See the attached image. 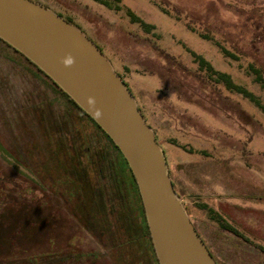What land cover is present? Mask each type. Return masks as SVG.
I'll list each match as a JSON object with an SVG mask.
<instances>
[{"label": "rangeland", "instance_id": "rangeland-1", "mask_svg": "<svg viewBox=\"0 0 264 264\" xmlns=\"http://www.w3.org/2000/svg\"><path fill=\"white\" fill-rule=\"evenodd\" d=\"M30 1L109 60L215 262L264 264V111L234 87L264 105V0ZM28 61L0 41V264H158L121 153Z\"/></svg>", "mask_w": 264, "mask_h": 264}, {"label": "water", "instance_id": "water-1", "mask_svg": "<svg viewBox=\"0 0 264 264\" xmlns=\"http://www.w3.org/2000/svg\"><path fill=\"white\" fill-rule=\"evenodd\" d=\"M0 39L111 139L136 183L158 264H217L175 192L163 151L109 60L77 27L30 0H0Z\"/></svg>", "mask_w": 264, "mask_h": 264}, {"label": "trees", "instance_id": "trees-1", "mask_svg": "<svg viewBox=\"0 0 264 264\" xmlns=\"http://www.w3.org/2000/svg\"><path fill=\"white\" fill-rule=\"evenodd\" d=\"M95 1H99L101 3H104L107 5V2L104 1V0H95ZM0 41H2L0 39ZM3 43H5L4 41H2ZM7 46H9L7 43H5ZM11 48V46H9ZM15 52H17L18 54L21 55V57H23L25 60L28 61L27 58H25L21 53H19L18 51H16L15 49H13ZM30 64H32L30 61H28ZM33 65V64H32ZM38 71L41 72V70H39L37 67H35ZM251 71L253 72V78H254V81L259 85V87L264 91V78L260 75L259 73V70L258 69H251ZM258 72V73H257ZM46 76V75H45ZM222 76H226V80L227 81H231L230 77L228 75H222ZM51 84H53L66 98L67 100H69L74 106L77 107V105L60 89L58 88V86L53 82V81H49ZM229 86L230 88L232 87V84L229 82ZM235 88H237L238 90H241L243 91L244 95L248 98H250V100H252L253 102H255V104L262 110L264 111V105L261 104L259 98L257 99V97H255L251 92L245 90L244 88H241V87H238V86H235ZM79 109V107H77ZM81 110V109H80ZM84 113V112H83ZM98 128H100L86 113H84ZM105 136H107L105 134ZM108 137V136H107ZM109 138V137H108ZM156 138V137H155ZM109 140L111 141V139L109 138ZM157 140V138H156ZM112 142V141H111ZM113 143V142H112ZM115 148H117L115 145H114ZM123 158V156H122ZM124 162L126 163L125 159L123 158ZM127 164V163H126ZM130 170V169H129ZM131 172V171H130ZM132 174V173H131ZM133 177V175H132ZM134 179V178H133ZM135 181V180H134ZM136 184V183H135ZM173 185V183H172ZM174 186V185H173ZM4 207V204L3 203H0V212L2 211V208ZM142 211H143V208H142ZM209 212H212V210L210 209ZM215 214V213H213ZM217 217L216 220H218V222L220 223V227H222L223 229L225 230H228L234 234H238V231L233 227L231 226L229 223H227L222 217H220L218 214L215 215ZM149 233V232H148ZM32 260H36L35 261V264H46V259L45 258H41L38 257L37 259H32V258H26V261L24 262H20V263H13V264H28V262H31ZM61 260L62 262V259L60 258L59 261ZM5 264V263H4Z\"/></svg>", "mask_w": 264, "mask_h": 264}, {"label": "flooded vegetation", "instance_id": "flooded-vegetation-1", "mask_svg": "<svg viewBox=\"0 0 264 264\" xmlns=\"http://www.w3.org/2000/svg\"><path fill=\"white\" fill-rule=\"evenodd\" d=\"M78 107V106H77ZM80 109V108H79ZM82 111V110H81ZM83 112V111H82ZM201 237V236H200ZM201 239H202V237H201ZM203 240V239H202ZM203 242H204V240H203ZM204 244H205V242H204ZM206 245V244H205ZM207 247V246H206ZM207 249L209 250V248L207 247Z\"/></svg>", "mask_w": 264, "mask_h": 264}, {"label": "crops", "instance_id": "crops-1", "mask_svg": "<svg viewBox=\"0 0 264 264\" xmlns=\"http://www.w3.org/2000/svg\"><path fill=\"white\" fill-rule=\"evenodd\" d=\"M194 172H195V171H194ZM195 173H196V172H195ZM205 174H206V173H205ZM195 178L199 180V178H198V174H197V176L195 175ZM205 179H206V178H205Z\"/></svg>", "mask_w": 264, "mask_h": 264}]
</instances>
